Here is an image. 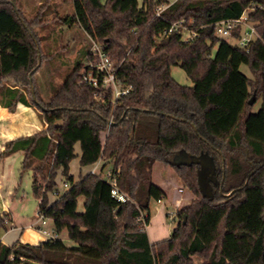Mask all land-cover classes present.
<instances>
[{
	"label": "trees",
	"instance_id": "obj_1",
	"mask_svg": "<svg viewBox=\"0 0 264 264\" xmlns=\"http://www.w3.org/2000/svg\"><path fill=\"white\" fill-rule=\"evenodd\" d=\"M161 2L72 0V13L58 18L105 44L120 63L119 77L131 88L112 105L79 83L90 46L81 47L44 99L34 80L38 14L28 20L20 0H0V105L14 112L18 103L34 104L44 118L42 128L6 141L0 159L22 151L20 171L32 172L37 211L75 243L0 241V264H264V0H175L157 16ZM248 7L256 38L240 46L216 35L215 22ZM180 19L193 20L192 39L164 33ZM232 36H240V26ZM173 65L193 84L177 82ZM77 143L80 166L100 159L112 164L109 177L125 201L112 196L100 173L74 180L69 163ZM160 162L170 164L194 197L178 207L174 230L150 242L137 218L145 213L148 224L151 201L166 196L152 181ZM57 176L70 186L51 200ZM10 220L9 212L0 213V233Z\"/></svg>",
	"mask_w": 264,
	"mask_h": 264
},
{
	"label": "rangeland",
	"instance_id": "obj_2",
	"mask_svg": "<svg viewBox=\"0 0 264 264\" xmlns=\"http://www.w3.org/2000/svg\"><path fill=\"white\" fill-rule=\"evenodd\" d=\"M20 0L24 16L30 20L38 14L40 19L34 25V30L39 37V58L38 68L35 73V85L44 99H48L53 90L61 84L66 71L71 67L77 57L81 47H88L91 41L84 30L76 25H66L59 21V16L72 13V0ZM162 0L161 3H163ZM141 2V0H139ZM45 3V4H44ZM160 3V4H161ZM248 7L246 13L252 9ZM186 26L193 24V20L185 19ZM251 24V22L249 21ZM186 33V32H185ZM229 42L242 45L241 41L225 36ZM216 47L213 48V52ZM240 70L247 76L251 72L247 65L242 64ZM171 76L180 84L192 85V80L180 65H173L170 69ZM260 100L253 105V110H257ZM10 118L0 121V146L3 144L8 132L11 136L31 133L42 128L44 118L42 110L37 105H30L28 109L15 111ZM175 154L170 155L171 160H177ZM4 160L0 164V179L3 182L4 202L9 204L18 224H23L30 219L35 218L37 213V198L34 193L35 186L32 183V172L30 169L22 173L21 159L22 153L12 152L2 157ZM104 163V164H103ZM100 163L95 172L100 173L102 177L110 176L112 164L110 162ZM77 160L73 159L71 166L74 169ZM103 165V166H102ZM102 166V167H101ZM101 167V169H100ZM77 169V168H76ZM77 172V170L75 171ZM80 174V171L78 172ZM63 178L57 177V189L59 195L65 191L70 183L63 184ZM152 181L164 189L166 196L161 201L152 200L149 207L151 214L150 223L147 225V232L151 240L163 239L168 236L176 227L177 220L170 213L177 211L180 205L187 203L194 196L187 187L175 175L170 164L160 162L153 165ZM182 188V192L179 191ZM59 195L49 194L50 198L56 199ZM180 195V202L175 205L176 198ZM82 199H79V209L82 210ZM2 207L0 205V211ZM141 224V223H140ZM51 219L45 227H51ZM142 227L144 226L141 224ZM9 238V235L8 237ZM60 238L66 245L72 246L75 243L68 238L66 230L60 233ZM199 261V258H195Z\"/></svg>",
	"mask_w": 264,
	"mask_h": 264
},
{
	"label": "built area",
	"instance_id": "obj_3",
	"mask_svg": "<svg viewBox=\"0 0 264 264\" xmlns=\"http://www.w3.org/2000/svg\"><path fill=\"white\" fill-rule=\"evenodd\" d=\"M174 1L175 0H164L163 3L156 7L155 15L159 16L161 11ZM250 8L253 9V7ZM214 25L216 35L221 37H233V29L237 26H240V36L233 37L241 41L242 45L240 46H245L250 40L258 36L253 24L249 23L246 10L243 11L239 17L221 19L215 22ZM173 31L179 32L181 38L184 41L192 39L196 33L184 24V19L171 22L164 29L165 34L171 33ZM119 67L120 63L112 60L107 54L105 50V44L91 39L90 48L83 60V67L80 73L79 83L93 88L94 97L96 100L104 102L105 99L108 98L109 102L114 105L115 101L121 96L127 94L131 88V85H124L121 81L118 73ZM111 121L112 116H110L108 119L109 124ZM108 179L112 186V196H114L118 201H125L127 197L122 193L121 190H119L115 179L113 177H108ZM66 184L67 183H64V185ZM181 190L182 188H179V191ZM54 194L59 195L58 189L54 192ZM158 201H161V199ZM144 214L145 213H141L137 220H140V223L144 225L143 228L146 229L147 224L144 222ZM170 215L172 217L175 216L176 211L171 212ZM36 216V221H40L42 224L38 227V230L44 235L45 239H55L59 237L55 230L50 231L47 227H45L47 217L38 211ZM33 224H31V226H33Z\"/></svg>",
	"mask_w": 264,
	"mask_h": 264
},
{
	"label": "crops",
	"instance_id": "obj_4",
	"mask_svg": "<svg viewBox=\"0 0 264 264\" xmlns=\"http://www.w3.org/2000/svg\"><path fill=\"white\" fill-rule=\"evenodd\" d=\"M28 108H29L28 105H24L22 103H18L16 110L18 112L19 110H25V109H28ZM15 111L14 112H10L5 107L0 105V121H3V120H6V119L10 118L14 113H16ZM4 133H5V136H7V137L4 140L3 144L0 146V151L4 148V145H5L6 141H8L9 139L14 138L16 136L30 134V133H24V134H21V135H16L15 134L14 136L10 137L11 134H9L8 132L4 131ZM31 133H33V132H31ZM16 152L22 153V151H20V150H17ZM75 153H76V156L73 158V159L77 160V164L75 165V168L73 169L72 166H71V162H72L73 159L69 163L70 173L73 175L74 180H77L79 175H83V174H85L87 172H95V168L100 163L104 162V160L100 159V160L94 162L93 164L80 166L79 163H78L79 155H80V149H79V144L78 143L75 145ZM22 159H23V153H22ZM22 159H21V162H22ZM3 160H4L3 158L0 159V164H1V162ZM20 165H21V163H20ZM101 167H100V169H101ZM76 170H77V172H75ZM79 171L81 173L83 172V174L78 173ZM64 183H67V182H63V184ZM2 189H3V182L0 179V205L2 207V210L0 211V213L9 212L10 215H11V220L7 223V226H6L5 230H3L0 233V241L2 243H4V244L10 245L15 240H17L19 242H25V243H37L39 240H45L44 235L38 230V227L41 226L42 224H41L40 221H36L37 220V216L36 215H35V218H32V219H30V221H27V222H25L23 224L22 223L21 224L17 223L16 218H15V216H14L12 210H11V207L9 206V204L4 202V200H3L4 197H3ZM182 191L183 190H181L180 192H182ZM50 199L52 200L53 198H50ZM38 200L39 199L37 198V205H38ZM178 202H180V195H178V198H176L175 205H177ZM48 220H49V218H47L46 224L48 223ZM149 221H150V219H149ZM51 222H52V220H51ZM149 223L147 225H149ZM31 224H33V226H31ZM48 230L54 231L53 223H52L51 227H48ZM146 231H147V226H146ZM60 233H58L59 237H60ZM8 235H9V238H7ZM148 238H149L150 242H156V241L160 240V239L151 240L150 237H149V234H148Z\"/></svg>",
	"mask_w": 264,
	"mask_h": 264
},
{
	"label": "water",
	"instance_id": "obj_5",
	"mask_svg": "<svg viewBox=\"0 0 264 264\" xmlns=\"http://www.w3.org/2000/svg\"><path fill=\"white\" fill-rule=\"evenodd\" d=\"M30 82H31V78H30ZM249 103L251 104L252 103V101H251V99L249 100ZM188 161H190V158L188 157ZM36 189V188H35Z\"/></svg>",
	"mask_w": 264,
	"mask_h": 264
}]
</instances>
